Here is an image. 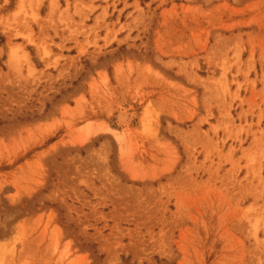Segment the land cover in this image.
Instances as JSON below:
<instances>
[{
  "label": "rangeland",
  "instance_id": "rangeland-1",
  "mask_svg": "<svg viewBox=\"0 0 264 264\" xmlns=\"http://www.w3.org/2000/svg\"><path fill=\"white\" fill-rule=\"evenodd\" d=\"M0 264H264V0H0Z\"/></svg>",
  "mask_w": 264,
  "mask_h": 264
}]
</instances>
